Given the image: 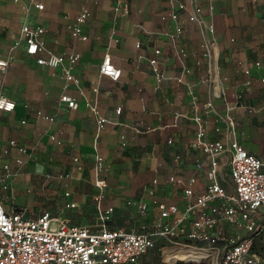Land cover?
<instances>
[{
	"label": "crops",
	"instance_id": "obj_1",
	"mask_svg": "<svg viewBox=\"0 0 264 264\" xmlns=\"http://www.w3.org/2000/svg\"><path fill=\"white\" fill-rule=\"evenodd\" d=\"M194 7L201 16L191 22ZM82 9L90 13L82 26L85 40L71 35ZM171 11H177L176 21ZM176 24L182 28L176 46L186 53L181 59L171 41ZM24 25L44 29V48L35 55L26 53L23 42L14 46ZM209 26L214 31L208 38ZM155 49L161 53L154 55ZM106 53L121 71L118 80L99 72ZM50 54L65 60L57 67L37 63ZM70 55L77 60L70 62ZM154 57L160 83L149 64ZM0 58L9 59L0 71V97L14 102L11 112L0 111V175L5 164L12 174L5 189L0 183V201L24 217L48 212L97 231L99 208L113 207L106 228L138 232L148 219L137 212L139 202L157 199L182 209V189L167 179L196 175L197 194L207 183V164L196 169L204 156L194 145L195 116L205 122L207 139L235 140L264 159V0H0ZM66 71L79 83L67 81ZM62 94L77 108L60 103ZM87 104L106 119L102 128ZM150 126L155 130L147 132ZM218 164L228 168L227 156ZM218 179L231 189L219 171ZM98 180L105 186L98 187Z\"/></svg>",
	"mask_w": 264,
	"mask_h": 264
},
{
	"label": "built area",
	"instance_id": "obj_2",
	"mask_svg": "<svg viewBox=\"0 0 264 264\" xmlns=\"http://www.w3.org/2000/svg\"><path fill=\"white\" fill-rule=\"evenodd\" d=\"M37 9H42L41 4H36ZM184 4L178 5V10L184 9ZM212 12V5L208 7ZM90 13L82 9L71 27V35L74 38L85 40L82 26ZM201 8L194 7L188 20L199 21ZM169 18L176 21L177 11H171ZM164 20L165 17H162ZM213 27L205 28L208 37L213 34ZM44 29L24 25L21 28L20 38L14 43L18 46L21 42L25 45V51L29 55H35L44 48L41 39ZM182 32L181 25L176 24L171 41L179 59L186 56L183 48L177 47L176 42ZM209 38V37H208ZM206 39L205 56L210 55ZM139 47V45H137ZM159 49L154 50V55H159ZM77 55H70V62L77 60ZM65 60L64 56L50 54L47 60L38 59L37 63L47 64L51 67L59 66ZM9 59L0 58V71L5 72ZM157 83L163 79L159 72L157 59L150 58ZM259 66V63H256ZM182 71L189 73L190 69L183 63ZM100 74L107 75L113 80H118L120 69H117L111 55L106 53L99 69ZM248 73V71H246ZM67 81L78 84L79 81L69 71L65 72ZM178 82H184L182 77ZM192 96L194 109L197 110V100L192 86L185 83ZM60 103H64L70 109L77 108V102L67 94H62ZM211 104H208L210 106ZM91 109L96 117L98 129L102 128L106 119L100 116L94 107ZM14 102L5 97H0V111L11 112ZM120 111V108L117 109ZM41 115V113H38ZM178 116H176L177 118ZM52 120L50 117H44ZM197 125L194 145L198 147L204 156L197 163V172L204 170L206 186L202 193L194 192L197 182L196 175L187 180L170 176L167 183L174 184L182 189L183 208L175 203H166L152 199L151 204L139 202L137 212L147 216L138 232L128 231L123 228L108 229L105 226L110 219L113 207L98 210V219L101 227L97 231H91L86 227L69 224L67 221L52 217L48 212L27 218L19 211L6 210L0 201V264H136L149 249L159 244V251L165 256L168 249H194L208 251L214 254L209 259L194 261L192 259L178 258L176 264L183 262H209L210 264H257L259 254L253 245L257 236L264 233V159L247 152L237 141L231 140L227 144L221 140L206 138V124L201 117L195 116ZM154 127H147V132L154 131ZM219 129H216L218 131ZM11 146H17L14 140L9 141ZM18 151L23 153L25 149L18 146ZM227 156L228 179L231 189L223 186L218 179V158ZM98 164L102 158H98ZM16 164L21 166L23 161L16 159ZM0 183L7 187V181L11 172L7 164L2 167ZM154 185H159L158 179H153ZM97 186H105L104 180H98ZM151 194H153L151 192ZM101 195L97 196V200ZM131 204L130 201L127 202ZM68 206L73 207L74 204Z\"/></svg>",
	"mask_w": 264,
	"mask_h": 264
},
{
	"label": "rangeland",
	"instance_id": "obj_3",
	"mask_svg": "<svg viewBox=\"0 0 264 264\" xmlns=\"http://www.w3.org/2000/svg\"><path fill=\"white\" fill-rule=\"evenodd\" d=\"M219 174H220V177L223 178L224 181H226V179H228V168L226 169L220 168ZM257 248L261 255V258L258 263L264 264V251H263L264 250V233H263V236L260 238V240L257 242ZM186 252H189V251H186ZM190 252L198 253L194 251H190ZM166 253L164 256L161 251L154 248L150 250L148 253H146L145 256L138 262V264H160V263L167 264L171 259L166 257Z\"/></svg>",
	"mask_w": 264,
	"mask_h": 264
},
{
	"label": "trees",
	"instance_id": "obj_4",
	"mask_svg": "<svg viewBox=\"0 0 264 264\" xmlns=\"http://www.w3.org/2000/svg\"><path fill=\"white\" fill-rule=\"evenodd\" d=\"M263 236V234L257 236L255 242H254V245H253V248L254 250L259 254L260 258H261V255H260V252L257 248V242L260 240V238ZM158 249L159 250V244H156L153 248L149 249L152 250V249ZM148 251V252H149ZM264 251V250H263ZM147 252V253H148ZM201 253H193V252H174L172 254V260H170L169 262H174L176 259L178 258H182V259H199L201 257ZM145 255H143L138 261L136 264H138V262L144 257ZM160 264H166V263H160ZM176 264H210L209 262H206V261H203V262H199V263H196V262H183V261H179L177 262ZM259 264V263H257Z\"/></svg>",
	"mask_w": 264,
	"mask_h": 264
},
{
	"label": "bare ground",
	"instance_id": "obj_5",
	"mask_svg": "<svg viewBox=\"0 0 264 264\" xmlns=\"http://www.w3.org/2000/svg\"><path fill=\"white\" fill-rule=\"evenodd\" d=\"M215 54V52H214ZM216 57V54L214 56V58ZM214 84H215V90L217 91L216 93L218 94L220 92V86H219V80L217 78V75H216V71L214 70ZM167 253H166V257H168L169 259L172 260V254L174 252H186V251H194V252H198V253H201V257L199 259H192L194 261H200L201 259H209V258H212L214 257V254L208 252V251H200V250H194V249H187V250H183V249H168L166 250Z\"/></svg>",
	"mask_w": 264,
	"mask_h": 264
}]
</instances>
